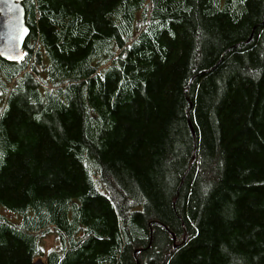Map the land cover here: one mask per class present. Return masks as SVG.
Here are the masks:
<instances>
[{"label":"trees","instance_id":"trees-1","mask_svg":"<svg viewBox=\"0 0 264 264\" xmlns=\"http://www.w3.org/2000/svg\"><path fill=\"white\" fill-rule=\"evenodd\" d=\"M22 5L0 264H264V0Z\"/></svg>","mask_w":264,"mask_h":264},{"label":"water","instance_id":"water-1","mask_svg":"<svg viewBox=\"0 0 264 264\" xmlns=\"http://www.w3.org/2000/svg\"><path fill=\"white\" fill-rule=\"evenodd\" d=\"M28 33L22 0H0V57L10 62L19 61ZM32 264L45 263L38 258Z\"/></svg>","mask_w":264,"mask_h":264},{"label":"rangeland","instance_id":"rangeland-1","mask_svg":"<svg viewBox=\"0 0 264 264\" xmlns=\"http://www.w3.org/2000/svg\"><path fill=\"white\" fill-rule=\"evenodd\" d=\"M57 244L56 239H55V234L53 233H48L45 235V237H43V248L45 250H48L50 248H53L55 245ZM43 259V257H42Z\"/></svg>","mask_w":264,"mask_h":264}]
</instances>
